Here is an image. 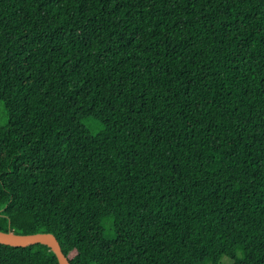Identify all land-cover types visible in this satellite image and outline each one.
<instances>
[{
  "label": "trees",
  "instance_id": "trees-1",
  "mask_svg": "<svg viewBox=\"0 0 264 264\" xmlns=\"http://www.w3.org/2000/svg\"><path fill=\"white\" fill-rule=\"evenodd\" d=\"M0 105V230L70 264H264V0H0Z\"/></svg>",
  "mask_w": 264,
  "mask_h": 264
},
{
  "label": "water",
  "instance_id": "water-1",
  "mask_svg": "<svg viewBox=\"0 0 264 264\" xmlns=\"http://www.w3.org/2000/svg\"><path fill=\"white\" fill-rule=\"evenodd\" d=\"M0 243L18 247L41 243L48 246L53 251L58 264H70L61 250L59 241L51 232L15 233L13 231L0 230Z\"/></svg>",
  "mask_w": 264,
  "mask_h": 264
},
{
  "label": "rangeland",
  "instance_id": "rangeland-1",
  "mask_svg": "<svg viewBox=\"0 0 264 264\" xmlns=\"http://www.w3.org/2000/svg\"><path fill=\"white\" fill-rule=\"evenodd\" d=\"M4 122H5V118L3 116V108L0 105V123H4ZM82 124L87 128V130L91 134H96L102 128V123L100 121L92 118V117L83 118L82 119ZM110 230H112V227L111 226H107V231L109 232ZM219 262L221 264H231V260L228 257H226V256H222L220 258Z\"/></svg>",
  "mask_w": 264,
  "mask_h": 264
}]
</instances>
